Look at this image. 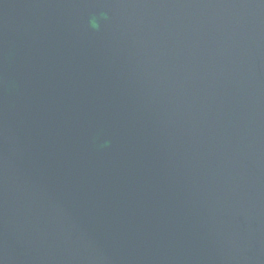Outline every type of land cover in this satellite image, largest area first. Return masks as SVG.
<instances>
[{"label": "water", "instance_id": "1", "mask_svg": "<svg viewBox=\"0 0 264 264\" xmlns=\"http://www.w3.org/2000/svg\"><path fill=\"white\" fill-rule=\"evenodd\" d=\"M0 264H264V0H0Z\"/></svg>", "mask_w": 264, "mask_h": 264}]
</instances>
